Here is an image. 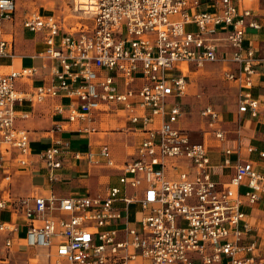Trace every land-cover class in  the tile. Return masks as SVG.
Here are the masks:
<instances>
[{
	"label": "built area",
	"instance_id": "obj_1",
	"mask_svg": "<svg viewBox=\"0 0 264 264\" xmlns=\"http://www.w3.org/2000/svg\"><path fill=\"white\" fill-rule=\"evenodd\" d=\"M244 1L71 0L79 19L68 28L54 12L24 14L22 27L44 37L53 80L27 91L17 82L35 69L0 74V171L12 159L30 164L29 131L17 125L29 115L18 113L24 103L65 95L67 120L85 124L79 131L95 130V112L116 109L142 135L104 196L0 197V211L27 217L26 244L44 251L43 264H264V244L249 239L254 229L246 220L247 207L264 198V150L259 162L238 158L232 177L220 181L214 169L232 161L214 163L208 145L180 126L188 73L206 63H220L224 78L237 83L240 113L259 114L252 89L264 77V36L249 35H264V0L241 8ZM15 12V0H0V56L15 55L5 31ZM200 114L224 141L215 126L220 108L206 103ZM68 156L80 160L83 152L55 134L39 156L50 180ZM98 157L115 166L107 144L88 153L89 161ZM0 231L16 227L0 220ZM13 245L7 236L6 249Z\"/></svg>",
	"mask_w": 264,
	"mask_h": 264
},
{
	"label": "crops",
	"instance_id": "obj_2",
	"mask_svg": "<svg viewBox=\"0 0 264 264\" xmlns=\"http://www.w3.org/2000/svg\"><path fill=\"white\" fill-rule=\"evenodd\" d=\"M74 15L79 18L78 15ZM75 23L74 21L68 22L66 27L68 28ZM16 27L17 23L15 24ZM7 30L6 23L5 31L8 35ZM16 30L20 32L18 38H13L15 55L11 58L0 56V67L9 68L7 72L0 74L8 73L12 69L33 68L35 69L34 76L20 78L17 82L18 87L29 91L39 85H49L53 80L55 63L43 55L46 48L43 35L24 28H19V30L16 28ZM249 36L250 38L262 40L264 35L259 36L252 31ZM256 80L260 86L254 87L252 92L259 97L262 103L259 114L252 116L249 112L240 113L237 107L232 114L226 117L224 111L220 109L222 119L215 126L222 128L226 132V138L224 141H219L212 133V126L200 114L202 106L198 111L201 118L200 124H197L194 120L184 123L186 116L191 113L185 102L189 93V79L187 93L183 98L185 113L180 126L187 129L192 141H204L208 145L214 163L219 165L224 159L232 161V164L228 166H217L214 169L213 174L217 180L226 181L232 177L234 174L233 163L238 158L260 161L259 151L264 150V77L256 78ZM69 101L70 99L67 96L58 95L48 97L43 102L24 103L18 106L19 114L22 112L29 113L27 118H22L19 115L17 125L29 131L30 164L20 166L15 159L5 163L6 168L2 171L11 173V183L8 186V198L5 197L6 188L0 190L1 198L15 200L30 196H49L51 194L59 197H68L86 193L104 196L110 186L118 184L115 169L107 166L100 157L96 161H89L88 153L98 152L99 146L107 144L115 163L122 161L120 157L116 156V149L118 148L125 150L123 155L125 157L124 160H126L134 152L137 143L142 138L141 133L135 130L137 125L124 113L116 109L111 111L104 109L95 112L93 115L91 126L94 127V131H79V128L85 124L67 120L66 106ZM57 106H64L65 111L59 112ZM56 125L65 126L66 128L58 133V131L53 130ZM53 134L61 135L66 141H70L72 147L83 152V157L80 160H75L69 156L66 157L63 167L57 170L56 179L50 180L49 174L44 168V164L40 161L39 156L50 144ZM117 134L120 137H116ZM252 148L255 151H250ZM227 149H231L232 153L230 155L225 153ZM0 220L16 227V231L10 234L7 231H0V243L4 242L7 236L12 238L14 245L10 256L14 255L15 257L17 253L27 254L28 251L24 242L28 219L24 213H14L10 208H7L4 211H0ZM246 220L254 229L249 239H257L264 244V198L260 202L247 207ZM22 230H25L24 236H21ZM0 253L5 256L4 248L0 247ZM42 261L38 264H43L45 259L42 258Z\"/></svg>",
	"mask_w": 264,
	"mask_h": 264
},
{
	"label": "rangeland",
	"instance_id": "obj_3",
	"mask_svg": "<svg viewBox=\"0 0 264 264\" xmlns=\"http://www.w3.org/2000/svg\"><path fill=\"white\" fill-rule=\"evenodd\" d=\"M16 12L15 22H7L8 38H18L19 32L16 28H23L21 25L24 14L28 11L39 9L40 11L48 12L54 11L57 14H62L65 17V22H76L77 18L74 14L78 15L73 9L71 0H15ZM64 2V3H63ZM260 0H245L244 5L241 7H257ZM54 6V7H52ZM50 7V8H49ZM17 27L15 28V24ZM220 63H206L201 67H192L188 73L190 79L189 93L185 99L186 106L191 113L186 117L184 123H189L194 120L197 124L201 123L200 115L198 111L205 103H211L214 106L222 109L225 116L232 114L238 107V93L239 88L236 82L229 81L224 78L223 66ZM9 68L0 67V73L7 72ZM196 126V125H195ZM116 137H120L119 134ZM119 142V141H118ZM124 149H116V156L121 158L120 163H115L112 168L118 172V167L122 165L124 160ZM0 171V190L6 188L5 197L8 198V186L11 183V173H4ZM139 216L141 213L138 211ZM25 235V230H22L21 236ZM2 244V245H1ZM26 250L29 253L14 255L10 254V251L5 247V241L0 243V247L4 248L5 256L0 253V264H38L44 258V251L42 249L29 248L24 242ZM45 259V258H44ZM139 261V260H138Z\"/></svg>",
	"mask_w": 264,
	"mask_h": 264
},
{
	"label": "bare ground",
	"instance_id": "obj_4",
	"mask_svg": "<svg viewBox=\"0 0 264 264\" xmlns=\"http://www.w3.org/2000/svg\"><path fill=\"white\" fill-rule=\"evenodd\" d=\"M56 14H57V13H56ZM57 15H59V16H60V15H62V14H57ZM28 247H29V248H35V247H32V246H28ZM35 249H36V248H35Z\"/></svg>",
	"mask_w": 264,
	"mask_h": 264
}]
</instances>
